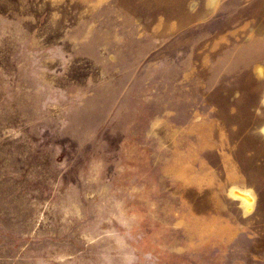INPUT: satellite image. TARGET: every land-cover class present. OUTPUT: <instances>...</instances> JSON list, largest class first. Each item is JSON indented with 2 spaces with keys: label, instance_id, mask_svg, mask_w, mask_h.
I'll return each instance as SVG.
<instances>
[{
  "label": "rangeland",
  "instance_id": "obj_1",
  "mask_svg": "<svg viewBox=\"0 0 264 264\" xmlns=\"http://www.w3.org/2000/svg\"><path fill=\"white\" fill-rule=\"evenodd\" d=\"M0 264H264V0H0Z\"/></svg>",
  "mask_w": 264,
  "mask_h": 264
},
{
  "label": "bare ground",
  "instance_id": "obj_2",
  "mask_svg": "<svg viewBox=\"0 0 264 264\" xmlns=\"http://www.w3.org/2000/svg\"><path fill=\"white\" fill-rule=\"evenodd\" d=\"M243 199H244L245 205L248 206L250 204V195H245Z\"/></svg>",
  "mask_w": 264,
  "mask_h": 264
}]
</instances>
